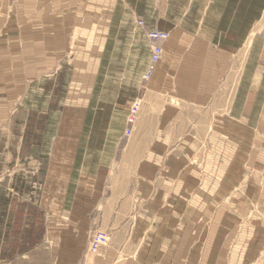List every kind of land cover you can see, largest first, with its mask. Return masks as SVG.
I'll list each match as a JSON object with an SVG mask.
<instances>
[{
	"label": "rangeland",
	"instance_id": "rangeland-1",
	"mask_svg": "<svg viewBox=\"0 0 264 264\" xmlns=\"http://www.w3.org/2000/svg\"><path fill=\"white\" fill-rule=\"evenodd\" d=\"M102 9L103 0H0V264H264V91L260 75L245 73L246 44H239L208 106H183L176 100L183 76L166 71L171 28L152 29L142 19L134 27L103 26ZM158 31L169 39L153 66L156 44L149 34ZM135 33L141 34L136 44L129 40ZM46 40L55 42L57 59L45 58ZM29 69L38 76L55 72L58 80L56 105L48 107L43 98L42 114L30 117L17 83ZM93 82L95 130L121 129L124 117L131 139L144 95L156 89L158 114L184 117L171 128L191 138L190 169L175 170L166 154H159L157 165H144L153 166L146 173L160 190L154 217L133 214L146 203L136 197L137 162L130 156L114 164L109 203L93 218L55 219V202L40 205L48 156L38 159L31 144L53 131L48 112L59 111L60 99L68 102L72 89L79 99ZM120 84L142 89L129 112L119 99L131 91ZM135 103L139 111L130 126ZM70 108L63 106L64 112ZM76 115L79 129H86L85 113Z\"/></svg>",
	"mask_w": 264,
	"mask_h": 264
},
{
	"label": "crops",
	"instance_id": "crops-1",
	"mask_svg": "<svg viewBox=\"0 0 264 264\" xmlns=\"http://www.w3.org/2000/svg\"><path fill=\"white\" fill-rule=\"evenodd\" d=\"M102 11L103 26L134 27L135 21L142 19L152 29L171 28V37L165 46L166 71L167 75L183 76L179 80L181 88L176 92V100L183 106L206 107L210 104L218 92L223 74L229 66L232 67L230 63L239 51V44L247 46L245 73L260 75L259 84L262 86L259 89L264 91V32L261 34L264 31V0H103ZM140 36V33H135L129 36V40L136 44ZM54 43L53 40L45 41V49H50L46 52V59L58 58L56 50L53 54ZM150 54L151 51L147 61ZM31 72L30 69L24 70L21 81L17 82L22 90L23 113L28 117L34 113L42 114L43 98H48V107L56 105L53 98L58 82L55 72L40 73L39 76ZM187 76H190L188 80ZM124 87L131 91L127 84ZM166 90L169 92V87ZM73 91L70 98L64 99L68 102L60 99L58 112H48L52 115L53 131L39 132L41 142L31 144L38 159L48 156V174L42 186L40 205L46 207L47 203L55 202L52 214L55 219L93 218L102 205L109 203L104 200L114 164L120 158L130 156L137 162L136 197L141 203H146L145 209H134L133 214L135 218H143V212H147L154 217L159 212L160 190L155 189V176L146 173V170H153V166L144 165L149 162L157 165L159 154H166L170 155L168 162L175 170L183 172L190 169L186 165L190 164L191 138L181 128H171L176 122L183 123L184 117L176 119L169 110L167 115H159L160 105L156 96L159 92L157 89L156 92H146L133 127V137L127 140L125 131L128 123L124 117L121 129L95 130L98 104L94 82L88 83L79 99L80 91ZM141 93V86L134 85L129 95L119 99L125 104L126 111L129 112L131 103ZM63 106L71 107V110L64 112ZM80 112L85 113L86 120V129L82 130L75 120ZM24 122L25 129L28 122ZM160 123H163L161 128ZM161 139L163 143H160ZM182 180L184 182L185 177ZM164 198L168 202V196Z\"/></svg>",
	"mask_w": 264,
	"mask_h": 264
},
{
	"label": "built area",
	"instance_id": "built-area-1",
	"mask_svg": "<svg viewBox=\"0 0 264 264\" xmlns=\"http://www.w3.org/2000/svg\"><path fill=\"white\" fill-rule=\"evenodd\" d=\"M149 39L156 44L154 45L153 53H152V65L154 66L161 61V58L163 56V47L161 44H163L169 39V34L159 31L151 32L149 34ZM151 70L152 71H150V75L152 74V72H154L153 69ZM139 106H140L139 103H135L132 108L131 116L128 120L130 126H133L136 121V115L137 112L139 111ZM130 135H131V131H128V136Z\"/></svg>",
	"mask_w": 264,
	"mask_h": 264
}]
</instances>
